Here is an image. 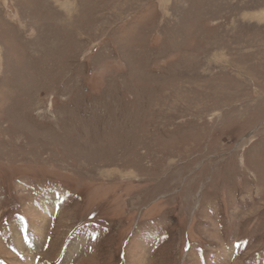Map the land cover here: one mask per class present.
<instances>
[{"label":"rangeland","instance_id":"rangeland-1","mask_svg":"<svg viewBox=\"0 0 264 264\" xmlns=\"http://www.w3.org/2000/svg\"><path fill=\"white\" fill-rule=\"evenodd\" d=\"M0 264H264V0H0Z\"/></svg>","mask_w":264,"mask_h":264}]
</instances>
